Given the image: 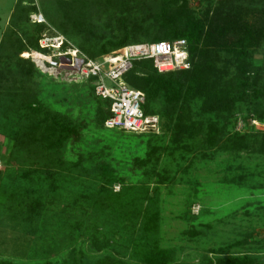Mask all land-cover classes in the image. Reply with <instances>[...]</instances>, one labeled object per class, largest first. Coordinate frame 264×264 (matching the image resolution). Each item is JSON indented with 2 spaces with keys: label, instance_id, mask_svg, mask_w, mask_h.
<instances>
[{
  "label": "trees",
  "instance_id": "obj_1",
  "mask_svg": "<svg viewBox=\"0 0 264 264\" xmlns=\"http://www.w3.org/2000/svg\"><path fill=\"white\" fill-rule=\"evenodd\" d=\"M248 1L253 0H199L200 8L195 9L189 0H39L44 19L40 23L30 19L38 10L33 0L16 1L0 39V134L11 143L5 164L13 167L6 173L17 177L15 185L41 183L40 191L24 187V202L15 200L18 206L26 205L30 214L27 224L37 227V217L50 214L47 206H55L56 187L63 182H83L77 175L71 181L75 173L97 171L94 178L101 182L102 189L121 181L107 161L100 158L93 162L86 155L84 131L90 126L141 140L144 152L131 158L132 170H155L163 155L183 161L191 156L189 164H193L197 159L225 154L233 157L224 160L227 169L239 171L235 180L252 181L255 187L264 189V63L255 64L252 56L254 50L264 47V0H254L259 1L256 4ZM102 20L117 35L95 42L88 36L95 33V25ZM45 34L77 40V49L93 60L122 56L129 44L184 39L189 68L161 74L150 60H139L123 77L130 88L142 94L143 112L159 116L162 133L105 128L110 102L95 96L94 77L83 81L87 96L95 102L90 121L85 113L75 119L42 102L39 92L30 85L36 83L34 64L21 54L51 53L40 44ZM65 46L64 42L61 48ZM239 123L241 128L237 130ZM98 190L99 195L105 192ZM147 194V205L137 212L144 238L155 230L159 218L158 211L151 208L156 197ZM96 202L103 206L104 199L97 197ZM69 207L76 211V205ZM72 211L70 208L60 214ZM19 213L16 210L17 217ZM91 243L95 252L103 249V243L96 239ZM217 253L216 258L204 257L199 264H264V255L227 254L221 249ZM133 255L141 264H180L174 260L173 250L156 243L135 245ZM0 264L17 263L0 258ZM94 264L122 263L103 257Z\"/></svg>",
  "mask_w": 264,
  "mask_h": 264
},
{
  "label": "rangeland",
  "instance_id": "obj_2",
  "mask_svg": "<svg viewBox=\"0 0 264 264\" xmlns=\"http://www.w3.org/2000/svg\"><path fill=\"white\" fill-rule=\"evenodd\" d=\"M16 1L0 0V39ZM33 1L37 14L41 15L39 0ZM189 1L192 8H200L199 0ZM95 26V33L88 36L95 42L117 35L103 20ZM64 39L66 45L78 48L77 40ZM25 54L21 57L29 59L36 69V83L30 85L39 92L40 100L75 119L85 113L84 117L90 121L95 102L87 96L84 80L76 71L64 68L54 57L48 58L51 53L30 51ZM252 56L255 64L264 63V47L254 50ZM107 58L99 57L97 61ZM161 133L160 128L158 134ZM165 140L161 142L166 144ZM10 144L0 134V258L17 264L67 260L94 264L98 259L109 257L122 264H141L133 255V249L144 242L173 250L174 260L180 264H199L207 256L216 258L218 249L227 254L264 255V189L255 187L252 181L235 180L239 171L231 172L224 161L233 159L230 155L213 154L212 159H197L193 164H189L191 156L187 158L189 161H183L177 156L166 159L163 155L155 170H132L131 158L142 156L144 152L141 140L131 134L97 131L90 126L84 131L86 155L93 162L100 158L107 161L121 181L107 184L105 190L94 178L97 171L75 173L71 181L74 182L77 175L83 182H63L56 187L55 206L46 205L50 214L38 216L35 227L26 223L30 219L26 205L18 206L15 200L19 198L24 202V187L40 191L41 183L15 185L17 177L6 173L13 168L5 164ZM146 188L149 195L156 197L151 208L158 211L159 218L155 230L144 238L140 230L141 216L138 217L137 212H142L147 205ZM98 189L105 192L99 195ZM97 197L104 199L103 206L96 202ZM73 205L77 206L75 212L69 207ZM70 208L71 213L60 214ZM16 210L21 211L18 217ZM191 231L197 234L191 236ZM95 239L103 243L100 252L93 250L91 242ZM235 242L239 244L231 247Z\"/></svg>",
  "mask_w": 264,
  "mask_h": 264
},
{
  "label": "built area",
  "instance_id": "obj_3",
  "mask_svg": "<svg viewBox=\"0 0 264 264\" xmlns=\"http://www.w3.org/2000/svg\"><path fill=\"white\" fill-rule=\"evenodd\" d=\"M30 19L33 22H44L40 14H33ZM64 42L65 39L60 35L51 37L45 34L41 39V45L51 51L48 58H57V63H60L64 57L69 63L63 65L75 70L80 79H96L95 94L110 102V116L104 122L105 128L132 133L160 132L159 116L143 112L142 94L130 88L123 77L131 70L133 63L139 60H150L161 74L189 68V54L184 39L129 44L122 56H111L103 62L86 57L71 45L62 49ZM240 128L241 123L237 130Z\"/></svg>",
  "mask_w": 264,
  "mask_h": 264
},
{
  "label": "water",
  "instance_id": "obj_4",
  "mask_svg": "<svg viewBox=\"0 0 264 264\" xmlns=\"http://www.w3.org/2000/svg\"><path fill=\"white\" fill-rule=\"evenodd\" d=\"M60 63L62 64V66L65 68L66 66L65 65H63V64H67V63H69V61L66 59V58H61L60 59Z\"/></svg>",
  "mask_w": 264,
  "mask_h": 264
}]
</instances>
